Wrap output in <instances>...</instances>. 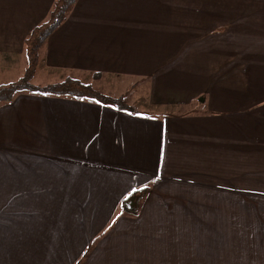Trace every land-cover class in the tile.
Instances as JSON below:
<instances>
[{
	"label": "crops",
	"instance_id": "obj_1",
	"mask_svg": "<svg viewBox=\"0 0 264 264\" xmlns=\"http://www.w3.org/2000/svg\"><path fill=\"white\" fill-rule=\"evenodd\" d=\"M54 1L0 0V75L26 69L25 39ZM36 72L148 92L140 112L29 91L0 106V193L46 195L0 201V264H224L240 241L264 251V0H78ZM19 169L42 173L13 182ZM143 186L139 214L122 213Z\"/></svg>",
	"mask_w": 264,
	"mask_h": 264
},
{
	"label": "trees",
	"instance_id": "obj_2",
	"mask_svg": "<svg viewBox=\"0 0 264 264\" xmlns=\"http://www.w3.org/2000/svg\"><path fill=\"white\" fill-rule=\"evenodd\" d=\"M78 0H55L49 16L46 20L35 26L25 39V52L28 64L23 76L18 80L0 83V102H9L21 91H32L52 95H65L95 100L104 105L114 106L117 109L140 112L133 104L126 101L123 96H114L101 92L92 84L78 78L67 77L66 79L48 84L46 86L35 85L33 78L40 62V50L51 34L64 22L70 9ZM95 73L94 76H100ZM150 192V186L134 189L124 199L121 205L122 213L137 216L140 212L144 198Z\"/></svg>",
	"mask_w": 264,
	"mask_h": 264
},
{
	"label": "rangeland",
	"instance_id": "obj_3",
	"mask_svg": "<svg viewBox=\"0 0 264 264\" xmlns=\"http://www.w3.org/2000/svg\"><path fill=\"white\" fill-rule=\"evenodd\" d=\"M25 64H28V59L27 57L24 60ZM27 66V65H26ZM25 70L23 66L15 67L13 69V72L11 76L7 77L5 74L0 75V83H7L11 82L10 80H18L20 76H23L25 73ZM49 78L44 77V75L41 72H36L34 78H33V83L35 85H40L44 86L46 84H52L56 82L50 83L48 81ZM92 84L91 82H87ZM116 85L119 84V82L115 83ZM93 85V84H92ZM95 87V86H94ZM101 92L109 95H115L118 96L120 93L119 87H114L113 84H106L100 87ZM32 92V91H29ZM146 92H148V84L139 82L136 86H128L126 88V91L123 96L126 101L130 104H137V106H144L141 105L144 98L146 97ZM32 93H39V92H32ZM46 94V93H45ZM10 103V102H9ZM9 103L6 102H0V106L3 105H8ZM20 104V103H19ZM32 104V103H31ZM38 104V103H37ZM33 105V104H32ZM39 105H42V103H39ZM157 106V105H156ZM156 106H150V110L157 109ZM165 107V106H162ZM1 119V117H0ZM13 139H21L24 140L25 143H30V144H35L37 146L38 140L35 136L34 133L31 135L27 134L25 131H23L22 135L19 136L16 131H11ZM20 153H24L26 150L34 149L36 152L46 154V147H33V146H19ZM38 148V149H37ZM40 172L37 169L34 170H23L19 169L13 174V182L16 181V178L18 176H22L24 178H36L37 175H39ZM19 184V183H18ZM3 193H0V201L2 202H12V203H17V202H32L36 201L38 205L42 206L43 202L45 201L46 195L42 194H37V193H32V194H15V192L18 189V185L13 188L12 193H6V188H1ZM36 190H41L44 189V187L40 188H35ZM48 204V202L46 203ZM29 217H42L43 214L41 212H36L34 214L28 215ZM252 245L254 243L251 242H246V241H240V242H226V254L224 256L225 258V263L224 264H264V251L259 248V250H254ZM209 264V263H206ZM211 264H215L214 261L211 262Z\"/></svg>",
	"mask_w": 264,
	"mask_h": 264
}]
</instances>
